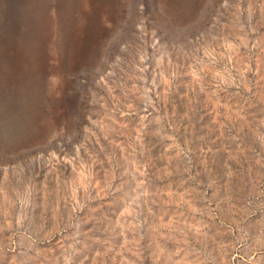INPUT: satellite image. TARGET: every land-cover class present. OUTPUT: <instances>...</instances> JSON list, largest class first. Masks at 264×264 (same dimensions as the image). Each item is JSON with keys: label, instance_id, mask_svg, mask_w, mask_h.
I'll list each match as a JSON object with an SVG mask.
<instances>
[{"label": "rangeland", "instance_id": "rangeland-1", "mask_svg": "<svg viewBox=\"0 0 264 264\" xmlns=\"http://www.w3.org/2000/svg\"><path fill=\"white\" fill-rule=\"evenodd\" d=\"M0 264H264V0H0Z\"/></svg>", "mask_w": 264, "mask_h": 264}, {"label": "trees", "instance_id": "trees-1", "mask_svg": "<svg viewBox=\"0 0 264 264\" xmlns=\"http://www.w3.org/2000/svg\"><path fill=\"white\" fill-rule=\"evenodd\" d=\"M3 7H5V5H2ZM54 8V7H53ZM50 10H52V7L51 6H48V5H46V11H50Z\"/></svg>", "mask_w": 264, "mask_h": 264}]
</instances>
